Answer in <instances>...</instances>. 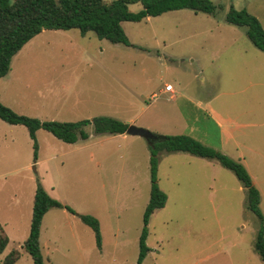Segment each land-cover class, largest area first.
Masks as SVG:
<instances>
[{
  "label": "rangeland",
  "instance_id": "374dc122",
  "mask_svg": "<svg viewBox=\"0 0 264 264\" xmlns=\"http://www.w3.org/2000/svg\"><path fill=\"white\" fill-rule=\"evenodd\" d=\"M210 1V16L177 10L121 23L128 46L75 29L43 30L11 58L0 104L39 121L132 119L153 135H183L187 121L202 145L244 167L264 226V53L242 28L223 22L231 7L264 30V0ZM165 84L177 93L175 102ZM35 138L33 160L25 129L0 120V227L8 241L0 264L12 249L20 253L15 264H32L19 246L37 183L75 214L93 217L100 235L97 249L76 215L50 209L39 229L43 264H136L150 187L146 141L89 133L64 144L43 130ZM155 182L165 203L148 219L140 264H261L252 251L256 220L229 170L213 159L160 153Z\"/></svg>",
  "mask_w": 264,
  "mask_h": 264
},
{
  "label": "trees",
  "instance_id": "16d2710c",
  "mask_svg": "<svg viewBox=\"0 0 264 264\" xmlns=\"http://www.w3.org/2000/svg\"><path fill=\"white\" fill-rule=\"evenodd\" d=\"M129 5H138L136 12L128 10ZM177 10L212 15L214 6L210 0H0V78L9 71L11 58L30 39L43 30L67 31L75 29L80 36L91 33L97 40L110 44L128 46L121 23H138L147 18ZM223 22L242 28L245 37L258 51L264 53V30L257 19L244 10L228 8ZM0 120L13 126H22L31 142L32 158L35 160L37 144L35 134L43 130L64 144L84 141L88 134L113 136L124 134L127 124L109 117H93L76 122L39 121L13 113L0 104ZM155 140L147 142L149 153V194L142 212V228L137 239L136 264H140L148 249L145 245L147 223L150 215L161 209L165 195L157 188L155 172L160 153H187L191 156L215 160L222 168L229 170L244 191L243 208L256 220L257 228L252 242V251L264 264L263 217L259 210V195L244 167L226 156L206 147L185 135H154ZM63 209L76 215L79 221L90 229L94 244L100 248L97 221L88 215L75 214L69 207L51 199L37 183L31 202L28 233L19 250L26 253L32 264H43L39 246V229L43 215L50 209ZM7 244V237L0 227V254ZM20 253L10 250L2 264H15Z\"/></svg>",
  "mask_w": 264,
  "mask_h": 264
},
{
  "label": "crops",
  "instance_id": "0c3cea01",
  "mask_svg": "<svg viewBox=\"0 0 264 264\" xmlns=\"http://www.w3.org/2000/svg\"><path fill=\"white\" fill-rule=\"evenodd\" d=\"M256 49V48H255ZM165 85H167V84H165ZM164 85V86H165ZM164 88V87H163ZM171 92H166V91H164V89H163V92H165V93H167V94H169V96H168V99H169V101H176V94H174V91H173V89H172V87H171ZM154 96V94L153 93H151V95H150V97H153ZM197 105H199L198 103H197ZM211 112V114H213V112L212 111H210ZM209 112V113H210ZM123 123H125V124H127V125H130V124H134V120H124V121H122ZM182 122V121H181ZM184 123V128L186 127V132H185V134H183V135H187L188 137H190V138H192V139H194V140H196V141H198L199 143H203L202 141H200L199 140V137L198 136H196V135H194L193 133L195 132L194 130H193V128L190 126V124H188L187 123V121H184L183 122ZM212 124H214V126H215V128H216V130L218 131V132H222L223 131V124H221L219 121H213L212 122ZM140 127H143V128H145V129H149V127L148 126H140ZM160 135V134H159ZM117 136H119V137H121V138H124V136H126L125 134H121V135H117ZM134 138H138V137H134ZM84 146H81L80 148H83ZM49 211V210H48ZM47 211V212H48ZM44 216V215H43ZM42 220V219H41ZM41 225V224H40ZM8 242V241H7Z\"/></svg>",
  "mask_w": 264,
  "mask_h": 264
},
{
  "label": "water",
  "instance_id": "95a60500",
  "mask_svg": "<svg viewBox=\"0 0 264 264\" xmlns=\"http://www.w3.org/2000/svg\"><path fill=\"white\" fill-rule=\"evenodd\" d=\"M124 134L130 137L142 138L147 142L154 141L155 136L145 129L135 127L133 125H127Z\"/></svg>",
  "mask_w": 264,
  "mask_h": 264
},
{
  "label": "built area",
  "instance_id": "2783aa9c",
  "mask_svg": "<svg viewBox=\"0 0 264 264\" xmlns=\"http://www.w3.org/2000/svg\"><path fill=\"white\" fill-rule=\"evenodd\" d=\"M163 89H164V91H166V92H171V91H172L170 85H165Z\"/></svg>",
  "mask_w": 264,
  "mask_h": 264
}]
</instances>
